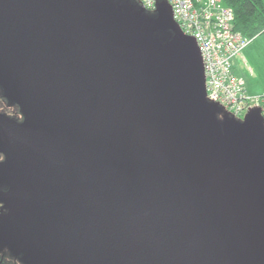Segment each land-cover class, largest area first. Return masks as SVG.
<instances>
[{
	"label": "water",
	"instance_id": "water-1",
	"mask_svg": "<svg viewBox=\"0 0 264 264\" xmlns=\"http://www.w3.org/2000/svg\"><path fill=\"white\" fill-rule=\"evenodd\" d=\"M0 244L24 264H264V123L206 98L167 0H0Z\"/></svg>",
	"mask_w": 264,
	"mask_h": 264
},
{
	"label": "built area",
	"instance_id": "built-area-1",
	"mask_svg": "<svg viewBox=\"0 0 264 264\" xmlns=\"http://www.w3.org/2000/svg\"><path fill=\"white\" fill-rule=\"evenodd\" d=\"M154 12L156 0H136ZM180 30L192 36L199 47L206 98L230 116L242 119L249 108H258L264 123V94L249 95L245 82L232 71L231 60L249 39L233 29V10L222 0H167Z\"/></svg>",
	"mask_w": 264,
	"mask_h": 264
},
{
	"label": "rangeland",
	"instance_id": "rangeland-1",
	"mask_svg": "<svg viewBox=\"0 0 264 264\" xmlns=\"http://www.w3.org/2000/svg\"><path fill=\"white\" fill-rule=\"evenodd\" d=\"M231 64L235 74L244 79L248 92L252 93L249 95L264 94V32L249 39L240 54L232 58Z\"/></svg>",
	"mask_w": 264,
	"mask_h": 264
},
{
	"label": "trees",
	"instance_id": "trees-1",
	"mask_svg": "<svg viewBox=\"0 0 264 264\" xmlns=\"http://www.w3.org/2000/svg\"><path fill=\"white\" fill-rule=\"evenodd\" d=\"M233 10V29L252 39L264 32V0H222Z\"/></svg>",
	"mask_w": 264,
	"mask_h": 264
},
{
	"label": "flooded vegetation",
	"instance_id": "flooded-vegetation-1",
	"mask_svg": "<svg viewBox=\"0 0 264 264\" xmlns=\"http://www.w3.org/2000/svg\"><path fill=\"white\" fill-rule=\"evenodd\" d=\"M23 115L18 105L9 100L4 95L3 89L0 87V135L12 124L21 123ZM5 159V155L0 151V162ZM8 190V186L0 183V194ZM6 210L0 202V214ZM0 264H24L21 255L15 254L7 245L0 244Z\"/></svg>",
	"mask_w": 264,
	"mask_h": 264
},
{
	"label": "crops",
	"instance_id": "crops-1",
	"mask_svg": "<svg viewBox=\"0 0 264 264\" xmlns=\"http://www.w3.org/2000/svg\"><path fill=\"white\" fill-rule=\"evenodd\" d=\"M232 71H233V70H232ZM233 73L235 74L234 71H233ZM235 75L237 76V74H235ZM238 77H240V76H238ZM240 78H242V77H240ZM242 79H243V78H242ZM243 80H244V79H243ZM246 90H247V88H246ZM247 93H248V94H252V93H249L248 90H247Z\"/></svg>",
	"mask_w": 264,
	"mask_h": 264
}]
</instances>
